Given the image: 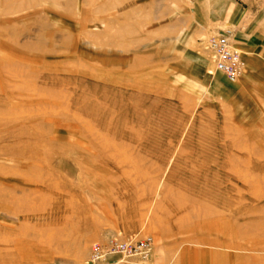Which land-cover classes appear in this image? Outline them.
<instances>
[{"label": "rangeland", "instance_id": "374dc122", "mask_svg": "<svg viewBox=\"0 0 264 264\" xmlns=\"http://www.w3.org/2000/svg\"><path fill=\"white\" fill-rule=\"evenodd\" d=\"M111 239L148 246L118 264H264V0H0V264Z\"/></svg>", "mask_w": 264, "mask_h": 264}, {"label": "built area", "instance_id": "2783aa9c", "mask_svg": "<svg viewBox=\"0 0 264 264\" xmlns=\"http://www.w3.org/2000/svg\"><path fill=\"white\" fill-rule=\"evenodd\" d=\"M207 50L211 53L210 57L214 69L224 73L229 79L239 76L243 70V62L237 49L231 47L229 38L226 34H219L210 38L207 42ZM148 253V246L145 243L133 244L131 240L118 241L109 240L101 247L98 244H92L90 247L89 262L96 264L100 261H107L109 255L118 254L119 260H111L109 264H118L120 261L128 259L132 254L144 256ZM107 259V260H106Z\"/></svg>", "mask_w": 264, "mask_h": 264}, {"label": "bare ground", "instance_id": "6f19581e", "mask_svg": "<svg viewBox=\"0 0 264 264\" xmlns=\"http://www.w3.org/2000/svg\"><path fill=\"white\" fill-rule=\"evenodd\" d=\"M231 47H232V45H231ZM216 70V69H215ZM196 254V253H195ZM198 254V253H197Z\"/></svg>", "mask_w": 264, "mask_h": 264}]
</instances>
